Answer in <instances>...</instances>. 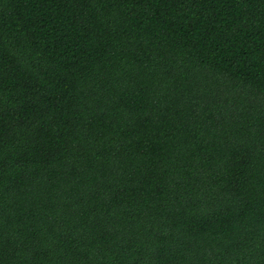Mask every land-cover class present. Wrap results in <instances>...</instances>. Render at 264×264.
I'll return each mask as SVG.
<instances>
[{
    "label": "trees",
    "instance_id": "trees-1",
    "mask_svg": "<svg viewBox=\"0 0 264 264\" xmlns=\"http://www.w3.org/2000/svg\"><path fill=\"white\" fill-rule=\"evenodd\" d=\"M0 264H264V0H0Z\"/></svg>",
    "mask_w": 264,
    "mask_h": 264
}]
</instances>
